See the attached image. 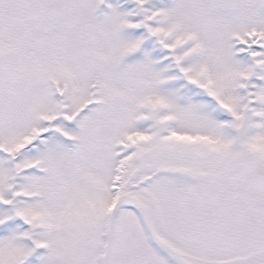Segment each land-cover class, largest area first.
<instances>
[{
	"label": "snow or ice",
	"instance_id": "6c2138e0",
	"mask_svg": "<svg viewBox=\"0 0 264 264\" xmlns=\"http://www.w3.org/2000/svg\"><path fill=\"white\" fill-rule=\"evenodd\" d=\"M0 264H264V0H0Z\"/></svg>",
	"mask_w": 264,
	"mask_h": 264
}]
</instances>
